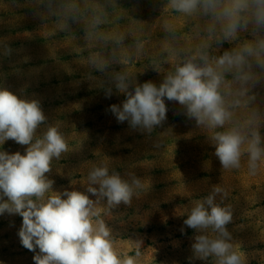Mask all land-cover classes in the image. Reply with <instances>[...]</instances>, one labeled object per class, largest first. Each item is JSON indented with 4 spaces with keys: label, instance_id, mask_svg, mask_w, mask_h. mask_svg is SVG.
Masks as SVG:
<instances>
[{
    "label": "rangeland",
    "instance_id": "obj_1",
    "mask_svg": "<svg viewBox=\"0 0 264 264\" xmlns=\"http://www.w3.org/2000/svg\"><path fill=\"white\" fill-rule=\"evenodd\" d=\"M210 23L199 13L173 10L170 0H0V87L38 99L47 120L37 135L55 125L69 144L53 161V189L83 191L88 171L100 164L129 182L140 180L130 204L96 205L117 254L135 257L136 264H189L197 233L183 221L215 185L229 193L232 243L247 264H264V160L256 175L246 154L239 169H223L211 131L181 114L176 102L165 100L167 119L151 133L118 123L109 111L126 99L115 89L117 73L133 85L151 80L159 86L202 43L213 57L248 39L242 32L217 44L205 30ZM254 91L256 101L236 109V121L243 123L254 107L264 112V81ZM26 147L8 140L2 150L23 154ZM21 223L19 215L0 216V264H34L17 235ZM195 264H214V258Z\"/></svg>",
    "mask_w": 264,
    "mask_h": 264
},
{
    "label": "clouds",
    "instance_id": "obj_2",
    "mask_svg": "<svg viewBox=\"0 0 264 264\" xmlns=\"http://www.w3.org/2000/svg\"><path fill=\"white\" fill-rule=\"evenodd\" d=\"M170 6L188 16L199 13L210 18L205 30L217 44L235 40L242 32L248 33V39L213 57L206 51L210 45L202 43L159 86L151 80L133 85L117 73L115 89L126 99L112 104L109 111L118 123L127 121L131 129L151 133L167 119L165 100L176 102L181 114L211 131L223 169H239L246 154L248 170L256 175L264 160V112L251 108L240 123L235 110L252 105L257 99L254 90L264 81V0H170ZM112 92L108 88L106 96ZM46 120L38 99L0 87V216L22 218L17 235L20 244L34 253V264H136L135 257L117 254L111 229L96 205L101 200L109 209L130 204L140 180L129 182L100 164L88 171L83 191L75 187L55 191L49 174L53 161L69 151V144L55 125L37 135ZM8 140L27 146L24 153L2 150ZM228 195L225 187L215 185L187 210L183 226L197 233L189 264L209 258L214 264H247L227 228L233 222V209L224 203Z\"/></svg>",
    "mask_w": 264,
    "mask_h": 264
}]
</instances>
